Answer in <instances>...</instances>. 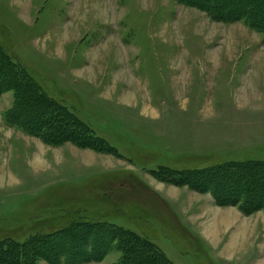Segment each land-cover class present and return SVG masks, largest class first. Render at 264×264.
<instances>
[{
    "label": "rangeland",
    "instance_id": "obj_1",
    "mask_svg": "<svg viewBox=\"0 0 264 264\" xmlns=\"http://www.w3.org/2000/svg\"><path fill=\"white\" fill-rule=\"evenodd\" d=\"M0 44L122 154L65 132L46 139L15 91L1 93L0 240L26 243L80 210L149 238L175 264H264V211L151 172L264 161V32L178 0H0ZM61 243L34 264H69Z\"/></svg>",
    "mask_w": 264,
    "mask_h": 264
},
{
    "label": "trees",
    "instance_id": "obj_2",
    "mask_svg": "<svg viewBox=\"0 0 264 264\" xmlns=\"http://www.w3.org/2000/svg\"><path fill=\"white\" fill-rule=\"evenodd\" d=\"M178 1L209 13L215 20L227 23L243 20L264 32V0ZM8 89L15 91L20 113L27 114L30 110L36 113L39 123L36 118L26 115L29 125H41L42 128L45 125L42 129L45 132L50 129L46 139L54 140L60 133H70L71 138H75L73 140L79 144L89 142L96 149L121 157L117 148L98 136L90 125L51 96L30 70L0 44V95ZM151 172L165 182L189 186L199 192H211L220 206H236L246 215L264 211V161H225L209 168L187 170L160 166ZM58 239L66 241V248L63 253L57 254V258L63 255L69 264H77L76 260L82 257L100 261L113 250L120 253L113 264H175L149 238L126 227L103 221L99 216H88L80 210L68 220L65 218L56 230L40 233L26 243L10 237L0 240V264H34V258L40 252L54 253L58 247L62 249L64 244H58ZM87 239L91 242V253L79 249V243ZM36 241H45V244H39L35 249L32 245ZM53 243L58 246L54 248Z\"/></svg>",
    "mask_w": 264,
    "mask_h": 264
},
{
    "label": "crops",
    "instance_id": "obj_3",
    "mask_svg": "<svg viewBox=\"0 0 264 264\" xmlns=\"http://www.w3.org/2000/svg\"><path fill=\"white\" fill-rule=\"evenodd\" d=\"M237 209V208H236ZM239 210V209H238ZM220 219H222V218H220ZM213 224H212V226H215L216 227V229H220V228H217L218 226L214 223V222H212ZM211 229V228H210ZM214 229V228H213ZM214 236H217V235H214ZM220 236V235H219ZM218 236V237H219ZM214 238V237H213Z\"/></svg>",
    "mask_w": 264,
    "mask_h": 264
},
{
    "label": "bare ground",
    "instance_id": "obj_4",
    "mask_svg": "<svg viewBox=\"0 0 264 264\" xmlns=\"http://www.w3.org/2000/svg\"><path fill=\"white\" fill-rule=\"evenodd\" d=\"M223 226V225H222ZM213 231V230H212ZM238 246H239V244H238Z\"/></svg>",
    "mask_w": 264,
    "mask_h": 264
}]
</instances>
